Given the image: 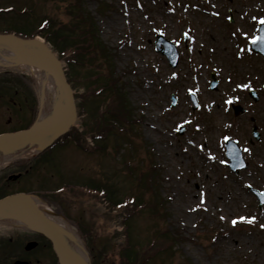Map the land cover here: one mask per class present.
I'll use <instances>...</instances> for the list:
<instances>
[{
	"label": "rangeland",
	"instance_id": "1",
	"mask_svg": "<svg viewBox=\"0 0 264 264\" xmlns=\"http://www.w3.org/2000/svg\"><path fill=\"white\" fill-rule=\"evenodd\" d=\"M71 1L0 0V9L13 8V11L9 10L11 12L0 14V19L4 15L18 22L17 26L23 25L19 16L22 10L29 9V13L22 18L35 19L36 25L48 19L52 22L50 30L64 28L59 32L65 34L67 23L71 21L67 10ZM103 3L109 5L100 9ZM85 6L97 22L100 38L115 52L117 76L122 78L123 83L126 82L128 98L137 106V115H144V120L138 126L141 134H131V144L139 152L135 157L145 161L143 169L149 167L153 157L161 166L160 181L156 184L160 193L126 175L127 168L113 148L114 136L104 145L109 154L82 152L73 144L57 149L59 168L61 166V171L67 169V180L74 185L88 178L106 184L107 175H110L109 183L115 185L112 187L118 197L143 196L144 201H149L154 195L169 200L163 208L159 207L158 213L151 209L152 204L148 202L143 210L134 211L133 218L128 221H122V213L113 209L110 195L100 198L89 193L82 196L67 192V189L62 195H45L55 198L54 203L49 198L52 203L47 202L48 205L67 215L73 233L83 242L89 255L92 253L99 258L100 264H120L121 247L126 238L124 224L131 226V242L137 246L161 233L159 228L164 229L168 224L179 228L186 238L174 244L172 252L156 253L147 264H184L188 260L193 264H264V208L258 207L247 187L248 184L264 187V141L253 149L254 168L251 174L244 177H236L227 170L216 143L221 134L220 128H223L219 117L223 120L226 118L223 114L224 99L230 97L232 92L228 82L231 71L237 68L230 81L232 84L242 82L243 79H239L245 73H248L245 79L264 84V64L259 60V64L254 66L244 62L255 63L257 60L250 50L252 39L244 28L226 23V16L228 18L231 9L235 15L234 25H242L250 17L257 19L260 12L264 14V0H85ZM188 28L194 35L191 47L184 53L185 60L173 68L156 50L154 38L158 32H162L177 43L182 41ZM228 32L238 40L236 52L233 47L235 39ZM180 48L184 50L182 45ZM215 66L220 71L221 84L217 91H212L209 87L210 70ZM87 72L88 67L81 66L77 76L82 74L85 77ZM83 89L85 87L79 91ZM226 89L228 93H225ZM191 90L202 96V111H192L188 95ZM173 94L177 96L175 106H172ZM262 106L264 100L254 104L253 110L258 117L264 118ZM210 108L211 113L208 112ZM214 116L216 122L213 127L208 119ZM81 121L79 118L78 126ZM182 124L187 129L178 137L176 132ZM246 135L245 130L243 136L248 139ZM224 140L225 137L221 140L222 144ZM125 154L127 150L121 153ZM246 155L251 156L249 151ZM7 164L0 163V178L14 169L12 163ZM254 169L257 174L253 173ZM52 172L55 171L46 169L44 177L48 175L51 178ZM113 189L109 191L113 192ZM127 194L130 197H126ZM161 213L165 216L169 214L166 220ZM241 217L247 219L241 220ZM234 220L237 221L235 224ZM2 225L0 221V234L3 233ZM17 236L13 242L6 241L3 248L22 251L23 237ZM164 241L159 234L156 245L160 246ZM142 249H136L139 256ZM36 253L54 252L47 247L46 252L38 249Z\"/></svg>",
	"mask_w": 264,
	"mask_h": 264
},
{
	"label": "trees",
	"instance_id": "2",
	"mask_svg": "<svg viewBox=\"0 0 264 264\" xmlns=\"http://www.w3.org/2000/svg\"><path fill=\"white\" fill-rule=\"evenodd\" d=\"M82 3L83 0H76L75 4L68 5L70 15L73 17L71 19V26L67 27V38L58 31L55 32L57 37L54 36V33L46 35V37L53 42L55 49L60 51V57L67 58L69 67L68 76L73 86L77 88V90L81 87H85L81 94L77 93L76 95L77 98H79L80 112L83 114L86 113L88 116L84 120V130L82 132L77 129L71 132L73 138L79 140L86 134H92L95 140H108L115 127L117 128V126H119L125 128L127 125L132 126L136 122L133 119L134 110L125 92H123L122 88L118 85V80L114 77L115 75L111 65L112 53L102 40L98 38L96 23L88 13V15L84 13ZM11 29L14 28L9 27L7 30ZM15 30L20 34L24 32L28 33L22 27ZM41 31L43 30L39 27L33 29L30 32L31 34H29L34 35ZM60 38H62L61 40L64 38V40L60 42ZM101 60L109 63L107 72L99 67L101 66ZM79 66L88 67V72L85 77H83L82 74L79 77L77 76V68ZM126 130L132 129L129 128ZM126 137L125 134H118L115 136L114 145L118 150L123 147V143H128ZM133 154L132 150V156ZM129 168L130 173L136 175L134 176L137 177L139 184L147 186V188H155L159 193V188H157L156 184H159L160 171L156 164H153L151 170L147 172L143 169L138 172V169L133 170L130 166ZM148 184L150 185L148 186ZM111 195L112 198L115 197V194ZM142 198L143 196L140 198V202ZM155 199L158 200L154 207L165 203V201L163 202V200L158 197H155ZM120 202H122L121 198H116L115 203ZM161 235L165 238V241L161 250L154 251V253H161L166 250L169 251L176 242L183 239L178 229H174L173 231L165 229L162 231ZM136 249L142 248L140 245H134L131 239L127 238L121 247V264H146L147 260L145 254L152 253L149 250L150 247L149 249L148 247L142 249L143 256H139L138 250ZM189 262V264H192L191 260H189ZM93 264H97L95 260H93Z\"/></svg>",
	"mask_w": 264,
	"mask_h": 264
},
{
	"label": "water",
	"instance_id": "3",
	"mask_svg": "<svg viewBox=\"0 0 264 264\" xmlns=\"http://www.w3.org/2000/svg\"><path fill=\"white\" fill-rule=\"evenodd\" d=\"M161 43L165 44L167 48L165 51L171 58L172 63L175 64L177 53L172 43L164 40L163 36L159 35L157 40L159 50L161 49ZM29 45L35 47L39 46L43 53H31L26 49ZM0 46L10 48L20 62L50 72L61 86L65 97L64 109L52 119L43 123H35L30 128L24 130L0 134V149L20 146L24 142L45 135H54V138H56L64 131L68 130L77 119V109L74 92L66 77L62 61L59 60L49 46L38 39H25L15 34L0 33ZM253 47L264 53V25L261 29V37ZM228 153L229 155L233 153V149L231 148ZM232 166L235 169L240 167ZM31 197V195L25 193H17L0 199V213H3L5 208L16 209L19 212V214H17L19 220H28L32 222L35 225L34 229L50 239L61 264H90L82 256L75 254L67 248L59 231L55 229L53 222L43 214L31 200ZM35 245V242H30L27 245V249H31ZM15 264L26 263L17 261Z\"/></svg>",
	"mask_w": 264,
	"mask_h": 264
},
{
	"label": "flooded vegetation",
	"instance_id": "4",
	"mask_svg": "<svg viewBox=\"0 0 264 264\" xmlns=\"http://www.w3.org/2000/svg\"><path fill=\"white\" fill-rule=\"evenodd\" d=\"M38 105V99L29 79L19 74H13L10 71H0V131H12L30 125L37 115ZM235 117L244 119V122L247 124V118L253 121L254 116H247V114L244 113ZM249 132L250 130H246V133L250 135ZM249 138L251 140L252 136H249ZM26 170L27 168H24L23 172L16 171L8 173L5 177L0 178V193L7 191L17 192L19 189L29 191L30 189H36V187L37 190L40 188V190H42L41 192H47L51 190L50 188L54 187L47 185L44 175L37 173L35 176L28 177V174H25L27 173ZM17 174H19V176H16ZM51 177L55 180L54 175ZM14 183L21 184L11 188ZM1 230L3 233L0 234V264H12V262L17 259L26 260L31 264H57L54 253L37 254V251L27 252L25 250L14 251L4 249L3 247L6 241H2V239L8 235H10L9 239L11 242H13V238L19 233L33 235L28 231L11 226H5ZM32 238L38 242V247H46L42 249L46 252L47 243L44 239L40 236H33Z\"/></svg>",
	"mask_w": 264,
	"mask_h": 264
},
{
	"label": "bare ground",
	"instance_id": "5",
	"mask_svg": "<svg viewBox=\"0 0 264 264\" xmlns=\"http://www.w3.org/2000/svg\"><path fill=\"white\" fill-rule=\"evenodd\" d=\"M26 49L31 53H41L39 52V46L32 47L29 45ZM13 61H16V57L14 56L13 52L7 47L0 46V64H11ZM27 68H29L31 71L34 72L35 75H37L41 83L43 80V78H40L41 74H43L41 70L33 66H27ZM58 91H60V89L58 84L56 83L55 85H49L47 87V96L50 94L54 99L52 103L49 104L48 102H45V104L43 105L42 113L39 118L40 123L48 121L50 118L56 116L59 112L63 110L64 97L63 94H58ZM47 99H49V96L47 97ZM51 139L52 135H45L24 142L20 146L0 149V162L10 161L15 157H30L38 153L44 146H46L51 141ZM31 200L37 205V207L43 212V214L53 222L55 229L59 231L67 248H69L75 254L82 256L86 261L89 262L90 258L87 249L85 248L83 242L78 237L73 235L69 228L68 222H66L63 217L54 213L51 208L42 200H40V198H38L37 196L31 197ZM17 214H19V212L16 209L5 208L3 210V213H0V221L3 224L24 225L28 228L35 227V225L32 222H29L28 220H19L17 218Z\"/></svg>",
	"mask_w": 264,
	"mask_h": 264
},
{
	"label": "snow or ice",
	"instance_id": "6",
	"mask_svg": "<svg viewBox=\"0 0 264 264\" xmlns=\"http://www.w3.org/2000/svg\"><path fill=\"white\" fill-rule=\"evenodd\" d=\"M258 39H260V38H258ZM240 219H241V220H245V219H247V218H245V217H241ZM252 219L254 220L255 218H252ZM236 222H237V221L234 220V221H233V224H235Z\"/></svg>",
	"mask_w": 264,
	"mask_h": 264
}]
</instances>
